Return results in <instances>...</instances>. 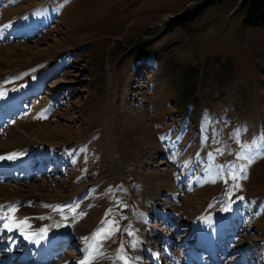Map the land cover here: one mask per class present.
Segmentation results:
<instances>
[{
  "label": "rangeland",
  "instance_id": "374dc122",
  "mask_svg": "<svg viewBox=\"0 0 264 264\" xmlns=\"http://www.w3.org/2000/svg\"><path fill=\"white\" fill-rule=\"evenodd\" d=\"M240 1L0 0V147L37 150L31 177L11 169L0 185L44 180L66 196L9 209L62 236L46 264L82 258L87 241L110 246L111 264H264V25ZM159 173L173 194L145 206ZM217 219L230 233L213 258L198 237ZM109 221L114 234L94 236ZM9 235L0 251L19 264L24 239Z\"/></svg>",
  "mask_w": 264,
  "mask_h": 264
},
{
  "label": "bare ground",
  "instance_id": "6f19581e",
  "mask_svg": "<svg viewBox=\"0 0 264 264\" xmlns=\"http://www.w3.org/2000/svg\"><path fill=\"white\" fill-rule=\"evenodd\" d=\"M46 57H48V56H45V54H44V56L43 55H34L31 58L28 57L27 62L33 63V61L42 60L43 58H46ZM15 65H19V64L16 63ZM2 96H0V100H4L1 98ZM21 97H23L22 91H20L15 96V99L18 100ZM15 99H12L13 100L12 111H14L16 109V107H18V103H19V102H16ZM17 123H19V122H17ZM44 131L41 132V134H39L40 138L48 137L47 135L50 136L52 134L50 130L48 132H44ZM31 133H33V132H31ZM37 134H38V132H37ZM20 143L29 147V150L27 149L26 153H25L26 157L21 159V160H18V161L14 160V159H0V173L8 172L11 169L20 170V174L18 175L17 180L20 177H21V179L25 180V179L31 177V175H32L27 167H28L29 162L31 160H33L32 154L37 152V150L34 149V148H36V143H34V141H32V142L30 141L28 143L27 140H25L23 137L22 138H20V137L16 138L15 137L14 140H12V141L9 140L5 147H0V157H6L9 154H12L10 149L13 148L14 146H16L17 144H20ZM0 144H1V141H0ZM155 152H157V149L155 150ZM37 157L39 158V156H37ZM153 157H155V156L153 155L150 158H153ZM9 165H11L10 168H9ZM117 165H118V162H117ZM17 167H19V168H17ZM25 169H27V170H25ZM36 171H40V169L37 168ZM165 174L166 173H159V175H157V176H160L159 182L147 190V192H148L147 196L149 197L150 201H148L149 204L147 203L145 206H150L151 201L156 199V196L158 195V193H164V192L166 193L168 191L169 193L173 194L171 189H170V186L172 187V185L167 182ZM161 178H163V179H161ZM36 181H37V184H31V182L27 181L29 183L21 184L19 186L17 185V186H14L13 188H10L9 186H6V185H0V210L2 211L1 213H3V218L0 217V220H1L0 237H1V235H4L3 236L4 241L2 243L0 241V247H6L7 246L9 248H12V246L14 244L10 243L9 240L6 239V237L10 236L9 234L13 233V232L20 234V237L22 239H24V241H23L20 238L22 240L21 242H25V244L23 245L24 250L20 256L21 259L19 261L21 264H29V263H31V264H46L47 261L49 260L50 256L55 254V252L53 250V248H55L54 245L61 242L60 239H62V236L53 235L50 232V229H48V227H44L45 222L43 220H41L37 217L26 215V214L21 216V215H15V214L9 212V209L15 203L24 202V201H27L28 199H32V196H37L38 200H41V201H57V200H62L64 198H66V196L64 194H62L60 191H57L56 189L51 188L46 183V181H44V180H36ZM175 210H176L175 206L173 207L170 203V206L168 207L167 212H163L165 214H163L162 216L165 217L166 215H171L173 212H175ZM166 219H167V217H166ZM6 224L8 225V227H5ZM85 224L86 223L81 224V222H80L76 226H74L73 229L79 231L81 234L85 233V230H84V228H86ZM90 224H91V222L89 221L87 223V225H90ZM227 228L229 229L228 223H225L223 220L220 219L218 221H215L211 225V227H209L207 230H203L200 232L198 239H199V241H202L203 243L205 241H207L208 246H209V250L211 251V253L209 255L212 254L214 256V254H215L214 248L216 245H215V242L213 241L214 235L215 234L221 235L222 238H225V235L230 233V231L227 232V230H228ZM55 238L57 239L56 243L53 244L52 247L48 248V246L51 245V243L54 241ZM37 241H39V242H37ZM85 246H86L85 247L86 249H85V252L83 253L82 258H79V259L75 258L74 259L75 261H71L69 258V259L63 260L62 262H58V264H83V262H87V264H111L112 263L113 258H110L108 256V254H106V251L103 250V249L110 248V246L107 245L106 246L107 248L104 247L101 249H97V248L94 249L89 241H87V243H85ZM140 246H141L140 248H142V250H144V252L146 254L151 255V256L154 255V253L152 251L145 249L141 244H140ZM140 248L136 249V251H137V253H135L136 258H140ZM30 249H32L33 251L30 252ZM48 249H50L51 252ZM148 252H151V254H149ZM167 253L168 252L166 251L165 252L166 258L169 261H170V259L173 260L175 255L171 256L170 253H168V254ZM32 256H33V258L31 259L30 262H28L29 260L27 258H29V257L31 258ZM26 260H28V261H26ZM156 260H158V258H156ZM138 261H134L133 264H136ZM212 263H214V262H212ZM7 264H13V263L8 260Z\"/></svg>",
  "mask_w": 264,
  "mask_h": 264
},
{
  "label": "trees",
  "instance_id": "16d2710c",
  "mask_svg": "<svg viewBox=\"0 0 264 264\" xmlns=\"http://www.w3.org/2000/svg\"><path fill=\"white\" fill-rule=\"evenodd\" d=\"M245 9L243 21L252 25H264V0H241Z\"/></svg>",
  "mask_w": 264,
  "mask_h": 264
},
{
  "label": "snow or ice",
  "instance_id": "6c2138e0",
  "mask_svg": "<svg viewBox=\"0 0 264 264\" xmlns=\"http://www.w3.org/2000/svg\"><path fill=\"white\" fill-rule=\"evenodd\" d=\"M35 14H36V15H39V13H35ZM207 123H208V121L205 120V129H204L205 131H206V128H207ZM236 135H239V131L236 132ZM164 139H165V137H161V140H164ZM204 139H207V137H204ZM178 141H179V137L177 138V141L174 142V143H178ZM217 151H219V149H217ZM262 154H264V153H262ZM18 155H19V154L12 153V154H9V155L6 156V157H0V159H14V158H16V156H18ZM209 155H211V154H209ZM254 158H255L254 156H250V157H249V159H248L249 164L253 162ZM234 178H235V177H234ZM244 178H246V177H244ZM241 199H242V198H241ZM224 210L227 211L228 208H225ZM112 223H113V222H111V221L107 222V224H106V225H103V226L98 230V233H97V234H94V236L98 237L99 239H104V238H107V237H106L105 235H102L103 233H106L107 236H111L112 234H114V233L111 231V229H110V225H111ZM5 227H8V225L6 224ZM117 230H118V229H117ZM37 242H39V241H37ZM83 264H87V262H83Z\"/></svg>",
  "mask_w": 264,
  "mask_h": 264
}]
</instances>
